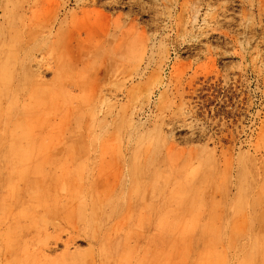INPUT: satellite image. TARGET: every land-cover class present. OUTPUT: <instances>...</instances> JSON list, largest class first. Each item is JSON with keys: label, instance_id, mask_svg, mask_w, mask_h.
I'll list each match as a JSON object with an SVG mask.
<instances>
[{"label": "rangeland", "instance_id": "rangeland-1", "mask_svg": "<svg viewBox=\"0 0 264 264\" xmlns=\"http://www.w3.org/2000/svg\"><path fill=\"white\" fill-rule=\"evenodd\" d=\"M111 1L117 4L106 6ZM235 1L232 5L230 0H0V69L18 75L16 58L30 54V72L41 81L46 96L36 104L40 111L30 132L39 152L29 155V164L53 178L46 186L51 201L65 199L69 186L83 196L91 186L100 190L98 194H107L130 168L146 165L149 158V164L160 167L176 185L187 180L205 195L207 208L201 214L212 222L197 228L212 238L222 231L233 237L246 228L258 232L264 223V0ZM23 38L39 42L25 52L12 46ZM8 138L0 127V264H20L27 256L39 264H65L70 255L81 257L84 264H100L83 259L82 254H98L99 245L78 223L70 226L72 219L51 220L41 238L18 243L24 234L20 227L28 223L11 212L12 198L25 192L23 183L14 186L9 177L15 165ZM31 170L24 174L29 176ZM181 197L172 194L182 206L186 200ZM113 198H122L126 205L116 206L103 232L113 240L122 235L121 243L131 253L126 230L136 198L127 192ZM217 202H222L223 210ZM50 203L44 208L51 209ZM176 205L174 218L184 220L187 213H179ZM211 205L216 210H208ZM215 226L219 228L214 234ZM174 228L187 227L179 222ZM11 237L20 244L15 252ZM182 237L155 246L156 257L162 258L159 264H195L188 257L206 251L210 255L198 263L215 264L219 248L212 244L208 248L193 233L189 239ZM193 241L187 250L185 245ZM247 243H235L232 252L228 250L231 264L240 263L237 252L243 256ZM145 251L143 255L151 256L150 247Z\"/></svg>", "mask_w": 264, "mask_h": 264}, {"label": "bare ground", "instance_id": "bare-ground-1", "mask_svg": "<svg viewBox=\"0 0 264 264\" xmlns=\"http://www.w3.org/2000/svg\"><path fill=\"white\" fill-rule=\"evenodd\" d=\"M99 1H101V0H94V2H99ZM235 2H236L235 0H230V3L232 5ZM115 4H117V2L111 1V2H107L106 6L107 5H115ZM72 33H70V35ZM29 34H32V29L29 31ZM68 37L70 38L69 35H68ZM36 38H23L21 40L17 39L14 41L15 44L12 43V46L13 47L16 46L19 48V50L25 52L32 45L36 46L38 44L39 40ZM48 41H49V39H48ZM48 41H47V43H48ZM5 42H6V39H5ZM55 43H57V42H55ZM42 48L43 47H41V49ZM27 53H28V51H27ZM30 53H32V52L30 51ZM29 55L25 54V56L23 58H21L20 56H18L16 58L15 70L17 72H19L18 75L12 76L11 70H9V69L1 70L0 69V76L2 77L0 79H1V81H2V79L4 80L1 82L2 87L0 88V127H1V129H3V131L6 130V133L10 138L9 145H8V149H9L8 153H9V156H11L10 159L12 160V162L15 165V169H13L9 173V177L13 181L11 183H13L14 186H18V185H20V183H23V185H24L23 186V188H24L23 192H25L23 195L21 194L22 195L21 198H19L18 196H15L14 198H12L13 200H11V202L13 201V203H14V207L11 210V212H13L15 215H18L17 217H20V218L26 220L28 223V224H25L24 227L21 226V224H20V226H21V227L19 226L20 230L24 234L18 236L19 237L18 243H19V241L21 242V240H22L25 242L24 244H26L27 242H31V240L34 241L36 238L40 237V234L42 233L44 226H46V223L50 222L51 220L57 219L58 221L59 220L68 221L69 219H72L74 223L70 226L76 225V227H77V223H78V225H80L82 228L84 227V229H86V231L93 238L92 240H94L99 245L98 254L93 255L91 252H88V253L82 254L83 259L93 258V262L99 261L100 264H119V263L143 264V262H145V264H159V261L162 258L160 259L159 257H156L155 246L156 245H158L159 247L161 245L165 246L166 240H167V242L170 243V241H177V237H178V240H180V237H182L183 234H186V237L188 238V235L190 233H193L195 236H198V239H202V240H204V242L206 244H209L208 248L210 247V244H212L211 245L212 248H213V246L219 248V251L215 254L216 255L215 256L216 257L215 264H231V262L229 260L228 250H230V248L234 247L233 245H235V243L239 244L245 240H247V242H248L247 243L248 247L245 248V250L248 249L247 252L243 256H240V253H238L236 250L237 254L240 257V261H239L240 263L239 264H264V223L261 224V227L258 230V232H252L251 233V232H249V230H247L248 228H246L245 231L242 230V233H240L239 237L235 236L236 237L235 238L231 234L229 235L226 231L225 232L222 231V232H217L216 236H214L212 234L214 236V238H212L211 235L208 232H206L204 229L197 228L198 225L202 226V225L207 224V222L209 224V221H210V219L208 218L209 216L206 217V216L201 214V211L203 209L207 208L206 204H205V199H204L205 195L202 196L201 194H199L198 191L196 189H194V187H192L193 185L191 184L192 185L191 186L189 184L190 182H188L186 180L187 178L185 179L186 182H181L180 184L176 185L169 174H168V177L166 175H165L166 176L165 177L163 175L165 173L162 172V169L160 167H157L156 165H151V163L149 164V162H150L149 158L146 161L148 163L147 164L145 163L146 165H143V163H144L143 162L142 163L143 166L135 165L132 168H130L128 173H127L126 178H125L124 174L122 173L124 178L120 177L119 181L116 182V184L113 185V187H109L108 192L106 191L107 194H98L100 192V190L97 188L99 191L98 192L94 191V189H92V188H95L96 186L92 187L90 185L91 186V188H90L91 192L85 193L86 192L85 191L84 196H83L82 194L78 193V191H74L72 189L68 190L70 186L69 187L67 186L68 189H65V190L68 191V196L65 199H56V200L51 201L50 199L52 198V195H51V193L47 192L46 186H48L50 184V182L51 183L54 182V180L52 181L53 178L44 175L42 170H38V169H36L35 166H33L34 164H31V167L29 164V162H30L29 160L31 159V158L29 159V155H31V153H33L35 151H38V148H37L38 145L36 144V142H34V140L31 141L33 136H31V132H30L31 124L34 121V119L38 116L39 111H40L39 107H37L38 105L36 106V104L41 99L46 98V96L42 94L43 93V86L41 84V81L38 79L35 80L34 75L32 74V72H30V67H29L28 63L31 61L30 60L31 58L29 57ZM38 67H40L39 63H38ZM9 84H11V86ZM12 86H15V88H13L12 90H9L10 87L12 88ZM24 97H25L26 101L21 102L20 99L24 98ZM9 138L7 140H9ZM139 145H141V144H139ZM40 147H41V144H39V148ZM144 158H146V157H144ZM90 162H91V159L89 160L88 163H90ZM185 162L188 163V161H185ZM92 163H94V162L92 161ZM59 164H60V162H59ZM157 164H158V162H157ZM200 166H202V165H200ZM184 167H185V164H184ZM203 168H205V167H203ZM28 169H32V170H31L30 175L26 176L24 173ZM199 169H200V167H199ZM194 170L196 171V173H197V171H199L197 168H195ZM185 171H186V169H185ZM203 171H204V169H203ZM78 172H79V170H78ZM175 172H177V171L175 170ZM189 172H192V170ZM85 175H86V173H85ZM162 175H163L164 179L160 178V176H162ZM192 175H194V173ZM187 177H188V175H187ZM0 178H2V177H0ZM205 178H207V177H205ZM208 179L209 178H207V180ZM191 180H193V179H191ZM1 182H2V180H1ZM205 182L207 184L206 180H205ZM191 183H193V182H191ZM214 183L216 184V182H214ZM9 184L10 183L8 181V185ZM56 184L58 186V183H56ZM32 185H34V186L36 185V187L33 188ZM200 185L201 184H199V186ZM84 186H86V185H84ZM97 186H98V184H97ZM211 189H214V188L212 187ZM172 190H174L172 193L173 195H177L179 197L182 196L181 198L186 200V204L184 202L185 205L184 204H182V206L179 205L180 200H178L176 198H172V194H171ZM203 190H204V188H203ZM0 191H2V190H0ZM12 191H14V188H12ZM49 191H50V189H49ZM92 191H94V192H92ZM126 192L130 193L131 195L135 196V198H136V204L134 201L135 212L131 216L130 222H129L130 223V226H129L130 229L129 230L125 229L126 232L128 233V238H129L128 244L131 245V246H129L130 248L128 247L129 249L128 248L127 249L129 251L131 250L130 251L131 253H128L127 250L125 251V249H124L125 245L123 243H121L122 235H120V238H118L117 240H113L112 238H110V236L108 234L103 232V229L106 226L110 225V222H111L110 216L115 213L116 206H118V205L125 206L126 205L125 202L120 200L122 198H120V199L116 198L115 199L113 197L119 196V195H125ZM213 192H214V190H213ZM16 194H17V192H16ZM225 198H227V197H225ZM221 199H223V198H221ZM123 200H125V199H123ZM50 201L53 203H50ZM175 201L178 203L177 205L173 204ZM48 202L51 205H53L51 209L50 208L45 209L46 207L44 208V205ZM232 203L238 204L237 201H232ZM171 204H173V205L171 206ZM215 204L217 205V207H220L223 210L222 202L221 203L217 202ZM175 205H176L175 209H178L179 213H183L184 211H185V214L187 213V215L184 214L185 215L184 220H179V219L177 220L174 218V207H175ZM228 206H230V205H228ZM211 207H212V205L208 208V210ZM126 209L128 210V208H126ZM126 209H124V210H126ZM212 209H215V208H211V210ZM223 213H224V211H223ZM14 214H12V215H14ZM117 214H118V212H117ZM214 216H215V213H214ZM220 216H221V222H224L223 216L222 215H220ZM98 220L100 221V224L98 223L99 225L96 223V221H98ZM12 221H14V220H11V222ZM18 221H16V222L18 223ZM179 222H181V224L185 225L187 228L183 229L181 231H176L174 228V225L175 224L177 225V223H179ZM210 222H212V221H210ZM228 222H229V220H228ZM210 225H211L210 227H213L212 224H210ZM16 226H14V227L16 228ZM216 226H217V224H216ZM216 226L213 228L214 234L216 233V232H214L215 228H219ZM207 227H209V226L207 225ZM20 230H18V231L20 232ZM120 230H122V229H120ZM120 230H119V232H120ZM206 230H207V228H206ZM218 230L219 229H217V231ZM209 231H210V229H209ZM227 231H229V230H227ZM211 232H212V229H211ZM17 233H15V234H17ZM18 234H20V233H18ZM14 239L11 242L10 246L12 247V249L15 252L17 250V247L20 244H17L15 242L16 240L14 241ZM160 239L163 240L162 244L159 242ZM90 240H91V238H90ZM131 240H134V241H131ZM141 241H142V243H141ZM124 243H125V241H124ZM193 243H194V241L189 245H185V248L187 250H191L190 247L193 246ZM198 243H199V241H198ZM55 246H57V245H55ZM149 247H150V250L152 249L151 256L145 255V254L143 255L144 251ZM235 248H236V246H235ZM168 249L170 250V246ZM233 251H234V249H233ZM244 251H242V252H244ZM18 252H19V250H18ZM125 252H127V254ZM163 252H164L165 256L169 255V251L167 253L166 250H163ZM230 252H232V250H230ZM157 253H158V251H157ZM115 254H116V257H115ZM160 254H158V255H160ZM161 255H160V257H161ZM205 255L206 256L210 255L209 251L203 252L202 254H199L196 257L194 255H190L188 257V259L190 262H193L195 264H199L198 261L201 260V258H204ZM162 257H163V255H162ZM215 257H214V259H215ZM231 258H232V256H231ZM80 259H82V258L81 257L80 258L72 257L70 255V257H67V260L64 262H67L65 264H84L85 260H83L84 263H82ZM56 262H57V260H56ZM234 262H235V260H234ZM209 263H210V261H209ZM20 264H39V263L34 262L30 258L28 259V256H27L25 258V260ZM42 264H58V262L57 263H48V262L42 261ZM206 264H208V263H206ZM234 264H236V263H234Z\"/></svg>", "mask_w": 264, "mask_h": 264}]
</instances>
